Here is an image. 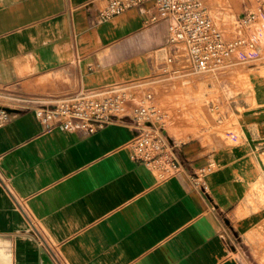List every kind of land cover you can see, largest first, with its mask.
Here are the masks:
<instances>
[{
    "label": "crops",
    "instance_id": "1",
    "mask_svg": "<svg viewBox=\"0 0 264 264\" xmlns=\"http://www.w3.org/2000/svg\"><path fill=\"white\" fill-rule=\"evenodd\" d=\"M108 3L0 0V107L166 74L168 23L148 22L152 2L101 21ZM220 6L218 23L232 24ZM244 66L258 76L256 107L241 100L244 112L234 111L238 136L184 143L174 173L131 158L130 120L69 133L43 126L34 106L13 112L0 128V264H249L226 221L264 179V61ZM210 164L205 193L194 177ZM259 211L239 229L257 227Z\"/></svg>",
    "mask_w": 264,
    "mask_h": 264
},
{
    "label": "built area",
    "instance_id": "2",
    "mask_svg": "<svg viewBox=\"0 0 264 264\" xmlns=\"http://www.w3.org/2000/svg\"><path fill=\"white\" fill-rule=\"evenodd\" d=\"M210 1L109 0L99 20L119 16L131 8L152 2L147 10L148 22L168 23L171 49L164 60L168 68L164 73L174 77L216 74L236 63L247 65L264 61V34L256 33L264 24V0L240 17L236 25L238 35L234 39H228L214 21ZM153 100L150 87L140 81L80 91L40 105L34 113L43 126L69 133H95L111 123L130 120L134 124V140L137 142L130 149L131 158L149 166L141 156L160 152L167 143H173L162 126L157 125L162 124L165 115ZM11 118L12 113L0 107V128ZM174 146L179 147L176 143ZM214 169L215 165L210 164L194 177L196 186L205 193L209 192L205 176Z\"/></svg>",
    "mask_w": 264,
    "mask_h": 264
},
{
    "label": "rangeland",
    "instance_id": "3",
    "mask_svg": "<svg viewBox=\"0 0 264 264\" xmlns=\"http://www.w3.org/2000/svg\"><path fill=\"white\" fill-rule=\"evenodd\" d=\"M217 1L221 6L218 13H229L232 16V24L223 25L218 23L214 4ZM263 0H211L210 12L216 24L224 31L228 39H234L238 35L236 30L237 21L247 10L255 9ZM242 2L246 6H240ZM230 6L225 9L223 6ZM259 33L264 34V24L258 29ZM264 38V37H263ZM160 59L164 57V52L159 54ZM227 73H210L202 76H172L171 74H159L150 77L145 83L150 87L154 94V105L165 115L162 126L167 137L173 143H167L165 148L157 157L159 162L149 163V167L157 173H174L184 169L183 162L180 160L179 148L184 143L201 140L205 146L214 141L231 142L230 136L233 125L240 124V118L234 114L237 110L244 112L241 100L246 101L252 108L256 107L254 100V84L258 76H252L253 71L241 64H234ZM168 69V68H165ZM163 70L159 71L161 73ZM264 76V72H261ZM253 90V92H252ZM30 98H14L7 101L4 105L14 111H24L28 107L38 108L40 105L49 104L50 101H40ZM235 136L239 132L236 131ZM178 144V148L174 146ZM137 142L134 140L129 147H135ZM178 158L182 165L173 161ZM264 208V179L257 181L251 190V197L248 199L246 211L235 215H228L226 221L228 226L235 225L240 234L234 233L235 241L249 264H264V219L244 233L239 229L237 223L245 217L260 215L259 209ZM264 215V212H263ZM233 230V228H232Z\"/></svg>",
    "mask_w": 264,
    "mask_h": 264
},
{
    "label": "flooded vegetation",
    "instance_id": "4",
    "mask_svg": "<svg viewBox=\"0 0 264 264\" xmlns=\"http://www.w3.org/2000/svg\"><path fill=\"white\" fill-rule=\"evenodd\" d=\"M160 154H161V152L152 153V155H149V156H147V157H145V156H141V158H142L143 160H146L148 163H157V162H159V161L157 160V157H158ZM173 161L176 162V163H179V162H180V161L178 160V158H174Z\"/></svg>",
    "mask_w": 264,
    "mask_h": 264
},
{
    "label": "water",
    "instance_id": "5",
    "mask_svg": "<svg viewBox=\"0 0 264 264\" xmlns=\"http://www.w3.org/2000/svg\"><path fill=\"white\" fill-rule=\"evenodd\" d=\"M5 110L8 111V112H11V113L15 112L14 110H11L9 108H5Z\"/></svg>",
    "mask_w": 264,
    "mask_h": 264
},
{
    "label": "bare ground",
    "instance_id": "6",
    "mask_svg": "<svg viewBox=\"0 0 264 264\" xmlns=\"http://www.w3.org/2000/svg\"><path fill=\"white\" fill-rule=\"evenodd\" d=\"M256 33H259L258 30L256 31Z\"/></svg>",
    "mask_w": 264,
    "mask_h": 264
}]
</instances>
